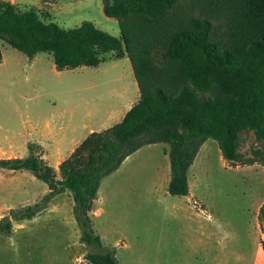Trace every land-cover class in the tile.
Here are the masks:
<instances>
[{"label": "rangeland", "instance_id": "obj_1", "mask_svg": "<svg viewBox=\"0 0 264 264\" xmlns=\"http://www.w3.org/2000/svg\"><path fill=\"white\" fill-rule=\"evenodd\" d=\"M185 1L187 6L193 0ZM9 3L65 30L91 22L120 37L118 21L104 13V0H0V5ZM0 47V160L38 155L60 180V165L92 132L121 121L108 120L110 107L128 109L127 89L139 95L127 56L106 53L98 67L59 71L50 54L31 59L4 41ZM131 100H136L133 94ZM236 144L241 158L234 164L223 159L215 140L201 146L188 172L189 196L168 191V143L146 145L128 157L102 180L89 214L101 247L82 242L68 191L56 196L48 204L52 211L39 220L17 224L13 238L0 235V245L34 244L56 251L74 245L81 264H91L89 253L110 250L118 264H250L253 214L264 202V166L246 163L264 159V141L246 129ZM48 193V185L29 170L0 168V218L40 203Z\"/></svg>", "mask_w": 264, "mask_h": 264}, {"label": "trees", "instance_id": "obj_2", "mask_svg": "<svg viewBox=\"0 0 264 264\" xmlns=\"http://www.w3.org/2000/svg\"><path fill=\"white\" fill-rule=\"evenodd\" d=\"M104 0L120 37L84 22L65 30L34 11L0 5V42L33 59L50 54L57 70L98 67L102 55L127 56L140 92L137 103L114 126L92 132L60 165L61 179L42 157L0 160V168L29 170L48 185L40 203L0 218V235L14 221L34 218L65 192L87 246L101 247L89 216L104 178L146 145L168 143L173 196H189L188 172L201 146L215 140L223 159L240 161L243 130L264 141V0ZM3 52L0 47V63ZM264 166V159L246 165ZM259 221L264 233V204ZM264 251V237L261 241ZM91 264H118L116 252L89 253Z\"/></svg>", "mask_w": 264, "mask_h": 264}, {"label": "crops", "instance_id": "obj_3", "mask_svg": "<svg viewBox=\"0 0 264 264\" xmlns=\"http://www.w3.org/2000/svg\"><path fill=\"white\" fill-rule=\"evenodd\" d=\"M126 97L129 100L130 106L128 107V111L133 107L135 103L138 102L140 98V92L139 95L137 94V91L132 90V89H127L125 91ZM135 96L136 100L133 102L131 100V95ZM127 110H122L120 106H112L110 107V110L107 111V115L109 116V121L110 120H115V123L118 120H123L125 115L127 114ZM124 116V117H123ZM120 121V122H121ZM108 129V128H107ZM64 194V193H63ZM59 196V195H58ZM56 198L54 197L49 203L50 205L52 204L53 200ZM264 203V202H263ZM256 206L255 212H254V222L252 223V232H251V244H252V249L251 251L252 256L250 260V264H264V251L262 250L261 247V241L264 237V233L261 227V224L259 222V212L260 208L263 205ZM47 211H52V207H47L44 209L42 212L38 213L34 218L32 219H27L30 221H37L39 220L40 217H42L43 214L48 213ZM26 220V221H27ZM22 221H14L13 222V230L10 236H7L9 239L13 238V234L15 233L16 225L19 224V226L22 225ZM25 228H20L18 230H24ZM7 240V238H6ZM220 242V248H224L223 244L225 243L221 238H219ZM62 253L68 254L63 256ZM237 256V261H238V255ZM240 261L243 260L244 258L241 256ZM40 263L42 262L43 264H81L79 262V248H77L74 245L70 246H65V247H59L58 251L56 249H51L46 246H41V245H31V244H26V245H21V244H2L0 245V264H32V263ZM222 264V263H221Z\"/></svg>", "mask_w": 264, "mask_h": 264}]
</instances>
